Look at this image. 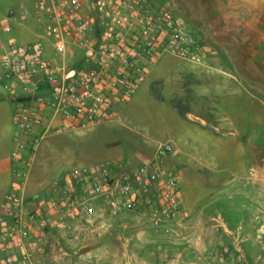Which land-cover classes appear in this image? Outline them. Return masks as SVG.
Here are the masks:
<instances>
[{
	"label": "rangeland",
	"instance_id": "374dc122",
	"mask_svg": "<svg viewBox=\"0 0 264 264\" xmlns=\"http://www.w3.org/2000/svg\"><path fill=\"white\" fill-rule=\"evenodd\" d=\"M150 1L155 8L174 10L201 44L203 62L162 55L132 101L123 109L116 108L113 123L88 132L60 133L54 144L60 163L69 172L106 163L109 158L104 153L119 147L135 149L140 139L151 143L171 140L172 160L165 166L178 172L181 194L191 206L190 216L172 233H157L147 215H112L102 201L89 219L73 222L75 242L69 241L66 231H52V237H43L47 239L41 244L43 250L13 251L14 264H22L28 254L29 264H264V174L259 178V190L243 185L249 179L243 183L236 177L258 159H263L264 168V95L245 90L238 97L244 104L228 107L225 88L217 90L219 101L210 98L216 90L206 82L207 75L177 76L195 68L249 64L264 69V0ZM13 2L20 8L18 23L31 22L32 15L43 20L42 37H31L29 42H39L44 54L48 46L54 55L58 46L61 55H70L59 62L68 65L70 73L93 66L87 50L72 44L70 35L64 41L54 36L47 19L52 0L41 11L34 0ZM24 10L30 12L28 17L22 16ZM91 12L86 9L82 15ZM0 14L6 17L10 13ZM100 32L98 29L95 36ZM236 86V91L239 87L243 92L240 83ZM252 151H256L254 155ZM5 195L0 189V211ZM217 216L224 223L220 228L213 219ZM1 233L0 223V264H7Z\"/></svg>",
	"mask_w": 264,
	"mask_h": 264
},
{
	"label": "built area",
	"instance_id": "2783aa9c",
	"mask_svg": "<svg viewBox=\"0 0 264 264\" xmlns=\"http://www.w3.org/2000/svg\"><path fill=\"white\" fill-rule=\"evenodd\" d=\"M41 11L47 0H34ZM48 21L54 36L89 51L93 66L70 73L68 65L50 62L39 42L12 41L1 59L10 93L39 95L49 88L51 101L39 99L38 106L21 101L15 123L22 134L43 127L33 140L32 154L40 141L51 135L88 132L111 117V110L130 101L145 82L151 68L164 54H173L201 64L205 53L194 34L168 6L155 8L150 0H52ZM91 9L90 15L82 12ZM30 12L24 10L23 17ZM10 31V19L1 24ZM101 32L97 35V30ZM51 105L47 120L44 111ZM173 144L162 141L153 157L133 169L112 162L76 167L52 182V189L28 196L25 189L29 169L15 171L18 181L5 195L0 211L1 248L7 264H14L15 250H43L46 235L66 231L75 242V220H87L94 203L102 199L110 214L134 212L147 215L157 233L170 234L183 226L178 172L164 165ZM15 156H19L15 154ZM31 164L28 160L27 165ZM264 171V168H263ZM255 168L249 179L255 178ZM216 227L224 225L220 216ZM30 255L22 264H29Z\"/></svg>",
	"mask_w": 264,
	"mask_h": 264
},
{
	"label": "crops",
	"instance_id": "0c3cea01",
	"mask_svg": "<svg viewBox=\"0 0 264 264\" xmlns=\"http://www.w3.org/2000/svg\"><path fill=\"white\" fill-rule=\"evenodd\" d=\"M13 1L14 0H0V13L4 11H8L10 13L9 16H2L3 18L0 14V24L8 19L12 21V29L10 31H3L0 27V189L7 194L12 189L13 185L18 181V178L15 176V171L19 169H29L30 179L25 189V193L28 196H31L34 193L50 191L52 189V182L56 178L63 177L68 172V169L60 163L58 159V149L54 144V137L59 134L43 138L38 144L36 151L32 154V147H34L32 145L33 140L42 134L43 127L38 126L35 127L29 134H22L18 125L15 123V113L21 101H25L32 106H38L39 99L41 98L51 101V92L49 88H44L39 95L31 96L22 95L20 92L10 93L5 88L8 80L6 78V70L1 65L2 57L9 49L12 41L16 40L29 42L28 39L31 37H42L40 34L42 31L40 29L42 28V25H44L43 20L34 15L31 17V22L18 23L16 15L20 8H18V6L14 7L15 4ZM22 1L23 0H20V3ZM28 23L32 25L34 30H32L30 25L28 26ZM54 48L56 52H54L53 55V51L50 53L47 46V52H45L47 60L51 62H61L62 60L70 59V55H61L62 51L59 50L58 46H55ZM86 54L89 55V51H86ZM215 60L217 59L213 58V61ZM213 69L214 68H195L191 70H184L180 71L177 76L200 77L207 75L208 77L206 82L216 90V93H210V98H212V100L219 101L220 96L217 93V90L220 87L225 88L227 92L225 99L228 107H234L235 105L242 106L244 102H241L238 97H241L245 90L248 94L256 90L260 94L264 95V69L252 68L249 64L243 67H232L228 69L216 67L214 70ZM152 71L153 67L148 73L143 85L150 78ZM235 83H240L242 85L243 92H239L241 90L239 87V90L236 91L237 86L235 87ZM260 98L261 97L258 99ZM131 101L132 99L127 103L114 107L111 110V117L102 122V127L113 123V120L116 118L118 112L116 108L121 107V109H123L124 105L129 104ZM52 113V107L48 104L44 111V115L47 120L50 118ZM121 125L124 126V123H121ZM179 137L180 136H178V138ZM168 141L171 142V140ZM159 142L162 141L156 140L154 143H151V141L140 139L138 140L136 146L137 148L135 149L125 150L122 147H119L115 148L113 151L104 153L103 156L105 158H109L108 162L119 164L127 169H133L146 163L153 157L156 145ZM253 150L255 149L253 148ZM252 152L254 155L256 151ZM15 154H18L19 156H15ZM28 160H31V164L29 166L27 165ZM171 160L172 159L168 157L164 165L169 166ZM262 161L263 159H258L248 165L247 168L244 167L242 176H236L237 179H240L239 181L244 183V179H249L250 170L255 168L257 170L255 178L249 179V182L244 183L243 185L248 186V188L259 190L260 187L258 186H261L259 178L264 174ZM180 196L182 200V209L188 216H190L192 211L191 206L183 198L181 191ZM101 202L102 199L97 200L94 203L93 208L95 209L96 206L101 204Z\"/></svg>",
	"mask_w": 264,
	"mask_h": 264
}]
</instances>
